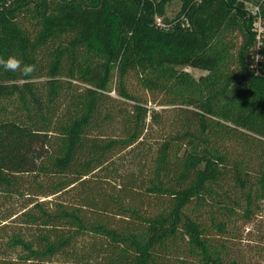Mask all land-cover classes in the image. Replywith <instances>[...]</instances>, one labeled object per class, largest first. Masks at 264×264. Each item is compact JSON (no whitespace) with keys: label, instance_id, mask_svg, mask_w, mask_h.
Here are the masks:
<instances>
[{"label":"trees","instance_id":"obj_1","mask_svg":"<svg viewBox=\"0 0 264 264\" xmlns=\"http://www.w3.org/2000/svg\"><path fill=\"white\" fill-rule=\"evenodd\" d=\"M169 1L0 0V264H264V30Z\"/></svg>","mask_w":264,"mask_h":264},{"label":"clouds","instance_id":"obj_2","mask_svg":"<svg viewBox=\"0 0 264 264\" xmlns=\"http://www.w3.org/2000/svg\"><path fill=\"white\" fill-rule=\"evenodd\" d=\"M260 59V57H256V60ZM0 68L5 72H19L24 78H31L37 71L36 65L24 63L15 55H9L7 58L0 56Z\"/></svg>","mask_w":264,"mask_h":264},{"label":"rangeland","instance_id":"obj_3","mask_svg":"<svg viewBox=\"0 0 264 264\" xmlns=\"http://www.w3.org/2000/svg\"><path fill=\"white\" fill-rule=\"evenodd\" d=\"M244 1L248 5H251L254 4L257 0H244ZM180 6H181V0H170L165 5V14L169 18H172L179 11ZM237 39L240 40L241 38L237 37ZM187 69L190 70L196 77H199L201 74L206 73V71L202 69H197L192 67H188Z\"/></svg>","mask_w":264,"mask_h":264},{"label":"built area","instance_id":"obj_4","mask_svg":"<svg viewBox=\"0 0 264 264\" xmlns=\"http://www.w3.org/2000/svg\"><path fill=\"white\" fill-rule=\"evenodd\" d=\"M261 3L253 4L252 5V11L253 14L257 16V21L255 25L258 27L259 32H262L264 30V11L261 5L264 3V0L260 1Z\"/></svg>","mask_w":264,"mask_h":264}]
</instances>
